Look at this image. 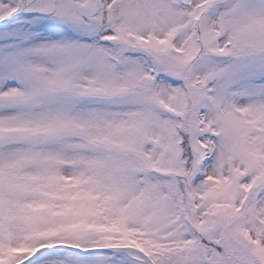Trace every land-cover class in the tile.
I'll return each mask as SVG.
<instances>
[{
    "label": "snow or ice",
    "instance_id": "1",
    "mask_svg": "<svg viewBox=\"0 0 264 264\" xmlns=\"http://www.w3.org/2000/svg\"><path fill=\"white\" fill-rule=\"evenodd\" d=\"M0 264H264V0H0Z\"/></svg>",
    "mask_w": 264,
    "mask_h": 264
}]
</instances>
